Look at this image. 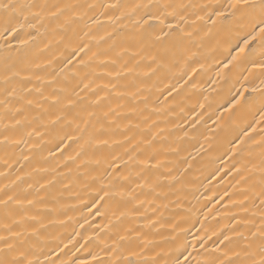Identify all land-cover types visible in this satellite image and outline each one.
<instances>
[{"label": "snow or ice", "instance_id": "snow-or-ice-1", "mask_svg": "<svg viewBox=\"0 0 264 264\" xmlns=\"http://www.w3.org/2000/svg\"><path fill=\"white\" fill-rule=\"evenodd\" d=\"M95 7L62 0L51 4L0 0V29L4 34L19 39L25 29H31L35 35L26 34L35 40L41 33L34 21L43 27L42 19H46L48 30L58 37L54 42L59 50V54L54 53L46 63L27 58L10 63L5 58L0 75V107L10 121L5 123L0 119V147L7 151L25 145L29 149L28 154L22 153L26 161L34 159L33 149H39L40 158L46 163L43 151L47 145H53L47 147L48 157L54 153L64 157L75 145V156L66 157L65 167L67 161L75 163L81 158L96 165L92 171L107 165L103 167L107 183L101 180L91 198L96 214H100L102 208L114 205L119 210L121 206L134 204L138 200L137 189L155 192L162 179L179 183L177 166L188 163L187 158H180L178 146L165 144L168 137L152 120L148 111L149 97L141 88L144 80L158 75L166 79L172 74L176 83L166 89V101L169 98L175 101L181 91L189 100L197 97L188 112L192 119L188 127L182 129L183 137L178 139L188 138L190 134L192 139H197V134L203 136L207 148L201 143L198 151L212 150L216 132L208 126V120L217 113L220 115L212 123L220 130H223L220 122L225 119L224 112L231 118L237 113L255 110L264 119V0H221L215 5L202 6L152 5L157 12L146 11L135 20L134 33L120 37L115 32H106L99 40L91 31L80 27L88 10ZM103 7L115 9L121 5ZM141 7L149 6L133 5L131 15ZM189 7H199L205 14L193 13L195 18L189 19L186 14ZM89 19L97 22L94 17ZM204 28L207 31L201 36ZM212 41L215 42L210 49L212 64L206 69L202 61L208 59L205 49ZM102 43L107 47H100ZM45 47L50 50V45ZM177 68L180 72L175 76L173 69ZM208 71L214 72L215 78L208 75L203 79ZM209 89L214 94L212 100L206 94ZM206 115L208 120L204 119ZM249 127L255 131L251 124ZM242 143L239 134L228 139L224 155L242 152ZM169 155L177 159L168 160ZM33 171L46 175L34 183L31 174H27V178L17 175L12 181V194L7 186L0 188L3 193L0 227L5 233L0 234V264H57L38 243L54 223L48 217L56 211L57 198L48 189L55 187L56 170L37 164ZM261 173L264 183V160ZM97 179L93 177V183ZM261 195L264 196V191ZM49 199L53 207H48ZM260 203L264 205V199ZM41 205L43 207H39ZM112 215L117 217L111 225L117 238L114 244L131 245L134 230L123 227L126 213L118 215L113 211ZM179 227L175 225L174 230ZM221 235L223 239L217 246L204 249L202 259L195 243L189 245L174 237V255L166 264H193V261L195 264H264V213L261 227L249 236L243 232L236 233L238 239ZM204 244L202 237L200 246ZM189 247L193 251H189ZM136 255L134 251L129 252L121 264H140L132 258Z\"/></svg>", "mask_w": 264, "mask_h": 264}, {"label": "bare ground", "instance_id": "bare-ground-1", "mask_svg": "<svg viewBox=\"0 0 264 264\" xmlns=\"http://www.w3.org/2000/svg\"><path fill=\"white\" fill-rule=\"evenodd\" d=\"M28 2L51 4L58 0H28ZM62 2L96 6L88 10V16L84 17L80 27L84 31H91L99 40L106 32H115L120 37L134 33L135 20L146 11L157 12L156 8L151 7L152 5L202 6L215 5L221 0H62ZM113 4L121 7L115 9L103 7ZM137 4L149 7H141L135 15H131L132 6ZM78 11L82 10L78 9ZM193 13L205 14L199 7H189L186 12L189 19L195 18ZM89 17H94L97 22ZM34 23H37L41 33L35 40L26 34L32 32L35 35V31L31 29H25V34L19 39L4 34L0 29V75L4 71L5 58H8L10 63L18 62L22 58L46 63L53 58L54 53L59 54L54 42L58 37H54L48 30V21L42 19L43 27L40 22L34 21ZM210 26L209 23L208 27ZM206 31L207 28H204L200 35L203 36ZM21 40L25 43H20ZM214 43L212 41L209 48L205 49L208 59L202 62L205 63L206 69L212 64L210 49ZM46 45H50V50L45 47ZM100 47L104 48L107 45L102 43ZM179 72V68L173 69L175 76H178ZM208 75L215 78L214 72L208 71L203 79L206 80ZM175 83L176 79L172 74L166 79L158 75L144 80L141 88L149 97L148 111L152 120L157 122L159 129H163L165 136L168 137L165 144L178 146L180 158L188 160L187 164L177 166L180 182L174 183L162 179L155 192H150L147 188L144 192L137 189L138 200L126 207L121 206L119 210L113 205L111 208H102L101 213L96 214L95 206L91 205V198L100 186L101 180L107 183L108 178L103 176V167L107 165L101 167L99 171H92L96 165L86 163L85 158H81L75 163L67 161L68 166L65 167L66 157L75 156V145L65 152L64 157L59 153L48 157L47 147L53 145H47L43 151V156L47 157L46 163L41 160L39 149H33L34 159L26 161L23 155L28 154L29 149L25 145L21 144L7 151L0 147V188L7 186L9 194L13 192L12 181L17 175H24L27 178V174H31L33 183L46 175L33 171L37 164L56 170L55 187L48 189V192L57 198L56 211L48 217L54 223L49 225L38 242L49 259L56 260L57 264L60 261L64 264H101V262L121 264V261L129 256V252L134 251L137 255L132 258L140 264H153V261L155 264H166V261L174 255L176 241L173 238L177 236L179 242H187L189 245L195 243L197 251L201 253L199 258L202 259L205 248L212 249L218 245L220 239H223L221 233L238 239L236 233L243 232L249 236L251 232H256L261 227V215L264 213V205L260 203L261 199H264L261 195L264 191V183L261 181V161L264 160V119L255 110L237 113L231 118L227 112H224L225 119L220 122L223 130H220L212 123L220 113L213 116L212 120H208L206 115L204 119L208 120V126L216 132V138L213 140L211 151H198L201 143L207 148L203 136L197 134V139H192L190 134L188 138L178 139L183 137L182 129L187 128L188 121L192 119L188 112L196 103L197 97L192 96L189 100L181 91L175 101L171 98L166 101L165 97L168 95L166 89L170 84ZM177 87L179 88L180 85ZM205 88H208V85H205ZM206 94L209 95L210 100L213 99L214 94H211V89ZM200 99L203 102L202 98ZM140 107H143V104ZM181 107L184 108L183 113ZM208 111L210 113L212 110ZM0 119L5 123L10 121V117L4 116L2 107H0ZM250 124L255 131L249 127ZM238 134L243 141L241 145L243 151L235 155L231 152L224 155L228 147L227 140ZM167 159L176 160L177 157L169 155ZM6 164L11 167H7ZM233 164L236 165L235 168ZM237 169H240L239 174ZM161 171L166 173V169L162 168ZM93 177L98 178L96 183H93ZM15 191L18 192L20 189ZM2 195L3 193H0V196ZM48 207H53L51 199L48 201ZM113 211H117L118 215L119 212L126 213L123 217V227L134 230L131 245L124 244L120 247L114 244L117 238L111 225L116 222L117 217L112 215ZM105 212L107 215L104 214ZM175 225L180 227L174 230ZM0 234H5L2 227ZM137 236L139 239L136 238ZM202 237L205 241L204 247L200 246ZM188 250L193 251L191 247ZM196 254L193 252V256ZM41 259L43 260L44 256H41Z\"/></svg>", "mask_w": 264, "mask_h": 264}]
</instances>
